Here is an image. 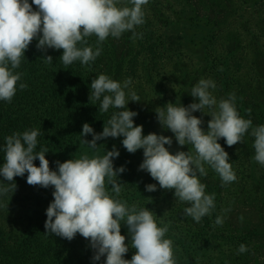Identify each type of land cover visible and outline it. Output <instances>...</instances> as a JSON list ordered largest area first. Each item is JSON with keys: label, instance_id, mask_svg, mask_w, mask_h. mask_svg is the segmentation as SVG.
I'll list each match as a JSON object with an SVG mask.
<instances>
[{"label": "clouds", "instance_id": "obj_1", "mask_svg": "<svg viewBox=\"0 0 264 264\" xmlns=\"http://www.w3.org/2000/svg\"><path fill=\"white\" fill-rule=\"evenodd\" d=\"M148 2L128 0L130 6L121 7L120 0H32L36 6L33 10L28 0H0V100L11 103L17 85L21 90L28 87L26 83L18 84L23 73L14 70L20 67L33 39L38 40V49H62L59 58L66 67L77 60L89 65L101 55L99 45L109 36L119 38L125 31H132L135 39V27L144 23L143 9ZM92 35L97 37L95 49L87 46L86 38ZM42 58L48 64L53 63L50 55ZM131 84V77L121 83L106 74L92 80L89 100L100 101L99 112L107 113L110 107L116 111L104 122L101 133H95L89 123L83 124L80 143L95 154L83 153L63 163L56 161L58 171L50 169L45 156L47 147L36 151L39 129L7 136L0 149L4 152L0 176L10 183L4 186L0 182V197L15 191L14 177L27 173L29 185L54 187V199L46 209L45 234L71 241L79 233L90 241L95 253L93 260L99 261L106 255L105 264H177L174 242L165 238L169 225L161 220L163 226H158L157 216L148 208L129 206L119 198L123 184L117 177L125 171L124 166L114 168L113 159L119 156V151L115 146L107 152L103 148L104 154L100 155L97 141L123 136L122 144L129 153L143 149L139 169L149 173L160 188L174 190L179 201L190 205L183 210L185 216L200 223L215 209V193L207 194L206 185L199 179L208 174L205 165L219 175L222 185L236 180L229 155L218 140L224 138L231 147L242 143L251 129L250 134L255 138L254 160L264 166V124L253 127L251 119L239 115L235 93L218 101L210 91L216 88L215 81L201 78L190 91L198 103L183 106L180 102H168L155 109L158 122L174 133L178 144L192 146V150L172 154L165 147L172 144L171 137L144 135L143 126L134 125L133 118L138 113L126 106L129 101L141 99L134 90L125 91ZM198 110L211 116L206 132L201 128L203 121L193 115ZM246 111L250 115L252 110ZM88 134H92L90 141L83 138ZM36 159L39 166L34 164ZM156 190V184L146 185V191ZM240 219L243 221V216ZM122 223L127 225L130 245L136 250L130 260L124 259L129 245L121 234ZM215 224L222 225L223 218L217 216ZM247 251V246L241 243L238 254Z\"/></svg>", "mask_w": 264, "mask_h": 264}, {"label": "trees", "instance_id": "obj_2", "mask_svg": "<svg viewBox=\"0 0 264 264\" xmlns=\"http://www.w3.org/2000/svg\"><path fill=\"white\" fill-rule=\"evenodd\" d=\"M151 1L153 3L145 5L143 9L145 12L144 23L135 27V39L132 38L133 34H130L129 43H131L132 53L128 55V68L133 70L137 66L140 56L147 59L151 65L159 62H163L165 65L173 63V61L176 64L188 62L191 67L196 66L198 72L196 77L191 75L189 82L192 83L190 86L187 85L188 90H191L201 78L215 81L216 88L220 92L229 90L230 84L233 83L231 82V67L237 64L234 58V48L224 52L226 49L224 46L223 51L219 52V46H215L214 50L210 51L208 44L218 37L211 29L210 23L201 18L200 10L196 9L189 0ZM28 2L32 4V0H28ZM32 7L33 10H36L34 4ZM128 32L133 33L132 31ZM158 35H160L159 39H157ZM86 39L88 40L87 46H91L93 49L97 47L95 35ZM110 39L108 37L99 45L102 47V53L94 62L82 65L77 60L67 67L59 58L62 55V49H38L36 46L38 40L33 39L25 51L24 57L21 58L20 67L14 70L23 73L18 84L26 83L28 87L21 90L17 85V91L11 103L0 100V149H2L7 136L16 132L23 133L25 130L39 129L40 135L37 138L36 151L42 147L49 149L45 156L53 171H58L56 161L63 163L69 159L79 158L83 153H88L90 156L95 154L93 150L80 143V134L84 123H89L95 133H101L104 122L106 123L112 113L116 111L110 107L107 113L99 112L100 101L89 100L92 80L99 74H106L117 81L118 68L124 62L119 63V67L115 68L114 72L106 68L105 64L109 58L112 61L115 56L114 42ZM187 44L195 46L196 50L188 54L174 52V47L181 48ZM82 46L84 45L78 44V47ZM47 55L53 57L52 64L46 63L42 58ZM148 73L149 84L153 87V77L150 72ZM166 80L167 78L163 79V84H159V88L161 85L166 87ZM210 91L213 90L210 89ZM216 95L220 100L221 96ZM161 97L164 102H167V97H170L171 101L175 99L179 102V95H168L165 92L161 94ZM187 98H193L194 102H199L198 98L192 97L191 94L183 95L181 102L183 100L187 102ZM235 103L239 115L246 119V114H244L245 116L240 114L242 107H248L246 102L242 103L238 99ZM205 112H208V109H205ZM204 118L208 123L211 116L205 113ZM143 130L144 135L156 132L154 130L150 132L145 126H143ZM83 138L90 141L92 134ZM123 139L124 137L120 136L97 141V146H101L98 150L100 155L104 154L103 148L107 152L115 146L119 151V156L113 159L114 168L125 167V171L118 174L117 177L123 184L119 198L127 201L129 206L137 204L139 208H148L157 216L158 226H163L160 224L161 220L169 225V232L165 238H170L174 242L177 264H222L219 263L221 259L228 261L224 264H232V257L240 255L238 254L240 246L238 240L243 238L234 232L225 234L220 230L222 226L215 224L217 212L220 209L218 203L220 200L215 202V209L211 215H206L200 223H196L191 217L184 214L183 210L190 206L189 204L179 201L174 195V190L160 188L158 182L149 173L139 169L144 158L143 149L129 153L122 144ZM3 163L4 152L0 150V167L3 166ZM34 164L39 166V160L36 159ZM0 182H3L4 186L10 183L2 176H0ZM14 182L17 186L15 191L0 197V264H105L106 255L102 256L99 261L93 260L95 253L90 246V241L79 233L71 241L55 234H45L46 213L34 224L26 227L21 234L11 236L13 234L7 232L3 223L12 213L8 214V205L3 206L4 203L1 200L6 198L13 200V205H9L12 211L22 206L21 204L18 208L15 206L20 195L24 197L26 194V199L33 198L30 193L37 195L40 203L47 204H50L54 199L53 186L47 188L38 185L31 186L27 183V173L22 177H14ZM204 183L207 194L215 193V190L218 189L216 185L211 186L212 184L205 181ZM148 184H156L157 190L146 191ZM108 190L111 193L110 187ZM121 234L126 237L125 243L129 245V249L134 255L136 250L130 245L131 236L124 223L121 224ZM247 234L256 235L255 232ZM244 240L242 243L246 244ZM247 248L249 249V246ZM238 259L235 258V260Z\"/></svg>", "mask_w": 264, "mask_h": 264}, {"label": "rangeland", "instance_id": "obj_3", "mask_svg": "<svg viewBox=\"0 0 264 264\" xmlns=\"http://www.w3.org/2000/svg\"><path fill=\"white\" fill-rule=\"evenodd\" d=\"M164 1L167 2V0ZM189 1L196 9L200 10L201 18L210 23L211 29L218 37L208 44L210 51H213L215 46H219V52H221L225 46L224 52L233 48L235 52L234 58L237 64L231 67L233 73H231V82H233L230 84L231 88L226 92H220L216 88L212 94L219 101L216 94L220 95L221 98L224 95L223 98L226 99L230 93H235V102L238 99L242 103L246 102L248 105L246 108L252 110L249 115L247 109L242 107L240 114H246V116L244 115L245 118L252 120L253 127L264 124V0ZM152 3L153 1L149 0L148 4ZM119 6H129L128 0H120ZM130 34L133 33L125 31L119 38L109 36L110 40L114 42L115 56L112 61L109 58L105 65H107V69L114 72L115 68L119 67V63L124 61L118 68L117 81L122 83L131 77L132 84L125 91L134 90L141 99L139 102L129 101L126 106L127 109L138 113L133 118L134 124L145 126L150 132L154 130L158 135L171 137L172 144L170 146L165 145V147L172 154L178 151L192 150L191 145L180 146L174 133L161 126L157 120L155 109L164 107L168 102L174 104L180 102L183 106L193 103V98H187L188 103L185 100L181 102V100L183 95H190L191 90H188L187 85L190 86L192 83L189 82L191 75L197 76V67H191L188 62L176 64L174 61L167 63V65L163 62L151 65L147 59L140 56L137 66L130 70L128 68V55L132 53L130 50L131 43H129ZM213 43L214 45H212ZM195 50L196 47H192L190 44L181 48L174 47V52H183L184 54ZM148 72L153 77V87L149 84ZM164 78H167L166 87L161 85L159 88V84H163ZM165 92L168 95H179V102L175 99L171 101L170 97H167V102H164L161 94ZM204 114L199 110L193 113L203 121L201 128L205 131L208 129V123ZM250 133L251 129L245 134L242 143H237L231 147L226 144L224 138L218 140V143L229 155V162L232 164L236 175L234 182L222 185L219 175L208 165H205L207 176L200 177L201 183L205 184V181L212 184L211 186L216 185L218 188L217 191L215 190V202L220 200V202L218 201L220 209L217 212V216L223 218L222 229L220 230L225 234L234 232L238 236L241 235V238L245 239V245L249 246L247 252L240 253L239 257H232V264H264V166L254 160L255 149L253 144L255 138ZM30 195L33 198L26 199V194L24 197L18 196L15 206L17 208L19 204L22 206L12 210L13 212L11 211L12 208L9 207L13 200L10 198L1 200L4 203L3 206L8 205V214L12 213L3 223L7 232L13 234L11 236L21 234L26 227L34 224L46 213L49 204L40 203L37 195L31 193ZM225 209L228 211H224ZM241 216H243V221L240 219ZM248 232H255L256 235H248ZM248 236L250 238L247 239ZM243 239L238 240L239 245ZM132 256V252L128 249L124 259L130 260ZM235 258L239 259L235 260ZM243 260H245L244 263H242ZM226 261V259H221L219 263L224 264Z\"/></svg>", "mask_w": 264, "mask_h": 264}]
</instances>
